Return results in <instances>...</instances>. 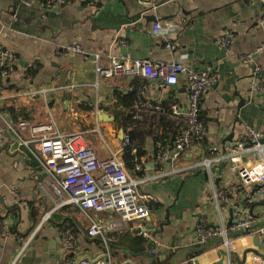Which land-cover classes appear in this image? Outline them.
<instances>
[{"label": "crops", "instance_id": "obj_1", "mask_svg": "<svg viewBox=\"0 0 264 264\" xmlns=\"http://www.w3.org/2000/svg\"><path fill=\"white\" fill-rule=\"evenodd\" d=\"M45 1L0 0V43L18 60L17 72L2 83L0 97V229L8 230L7 237L0 231V264H67L69 258L80 261L105 255L107 249L100 239L89 236L90 223L76 206L57 209L43 222L44 215L55 208L54 193L45 185L48 177L33 154L36 145H20L10 127L20 132V122L54 123L62 132H88L89 145L104 159L108 156L105 143L115 148L113 144L118 142L121 148L128 135L117 124L116 115L128 112L117 96L132 93L134 88H139L138 100L130 109L137 121L157 111L156 124L161 122L160 116L169 115L177 129L170 130L175 131L173 135L162 136L170 128L166 119L147 140L146 154L136 164L143 175L159 178L142 184L139 192L157 201L146 204L151 214L144 224L133 222L108 235V252L112 264H170L181 249L198 247L194 232L201 221L213 225L221 217L229 222L233 208L245 202L234 166L214 165L209 174L196 165L212 158L213 147L222 149L248 127L264 134V97L253 90L255 80L264 81V51L260 50L264 8L259 0H180L149 11L136 0H93V4L71 3L48 10ZM154 19L163 29L175 30L171 35L174 49L167 47L166 37L154 36ZM223 38L229 39L227 47L221 44ZM74 46L81 47L82 53H73L70 48ZM243 55L253 61H241ZM96 56L103 67L109 66L111 57L127 56L152 62L180 61L189 69L215 72L218 83L201 101L205 142L194 145L178 162L159 167V142L174 137L185 126L173 107L187 111L186 78L163 89L157 81L143 77L97 79ZM32 67L37 69L34 78L26 75ZM43 90H51V94L44 96ZM20 133L30 138L29 131ZM253 208L249 212L260 210ZM142 226L155 227L148 233L157 245L147 247L150 240L137 232ZM65 232L72 233L68 250L61 240ZM154 232L158 234L153 236ZM144 251L149 255H142ZM57 254L59 261L55 260Z\"/></svg>", "mask_w": 264, "mask_h": 264}, {"label": "built area", "instance_id": "obj_2", "mask_svg": "<svg viewBox=\"0 0 264 264\" xmlns=\"http://www.w3.org/2000/svg\"><path fill=\"white\" fill-rule=\"evenodd\" d=\"M136 1L143 8L156 10L161 6L180 0ZM71 3L93 4V0H48L46 4L47 9L51 10L57 5L64 6ZM259 3L264 8V0H259ZM174 31L173 29H163L158 21L153 24L154 36L166 37L167 47L170 49L175 48L174 44H171L175 40L171 36ZM221 44L223 47H227L229 39L223 38ZM70 50L73 53H82L79 46L71 47ZM260 50L264 51V41ZM240 59L247 63L253 61L251 56L243 55ZM94 63L97 79H110L116 76L129 79L143 77L157 81L159 88L163 89L175 87L181 77L186 78L187 111L179 112L176 107H173L174 114L184 119L185 126L174 137L159 142L156 155V163L159 167L168 162H178L183 155L188 154L194 145H201L205 142L206 128L200 116L201 101L205 94L218 83V76L215 72L206 69H189L180 61L152 62L150 60H133L127 56L111 57L109 66L105 67L100 64V58L96 56ZM17 68L18 60L15 55L0 43V97L2 83L11 79L17 72ZM71 88L74 86L72 85ZM253 90L259 96L264 97V81L255 80ZM40 92L44 96L51 94V90ZM134 108L139 109L138 106ZM10 128L20 145L26 148H29L31 144L36 145L37 152H33V154L41 163L48 177L44 182L45 185L50 186L54 193V197L51 198L55 203V208L44 215L43 222L47 221L55 210L74 205L90 223L89 236L100 239L107 249L105 255L100 258L80 261H73L69 258L67 264H112V258L108 252V235L120 231L124 227H129V224L133 222L144 224L151 214L146 204L157 201L151 195H141L139 187L147 181L159 177L149 178L143 175L142 167L139 164L127 163L123 159V151L130 144V137L128 135L124 137L119 149L104 142L108 156L103 159L89 145L86 138L88 132H62L54 123L30 125L28 122H20L19 131H29L30 133V138H24L16 129ZM95 132L101 135L99 130ZM263 141L264 134L262 132L248 127L244 135L237 140L225 143L222 149L213 147L210 150L212 158L204 159L196 165L205 168L209 174L212 173L214 165L229 163L234 166L237 171L239 189L245 202L233 208L232 218L229 222H224L221 217L213 225L201 221L194 232V243L201 247L218 237L224 239L223 243L212 246L210 250L182 264H218L221 259L223 260L222 264H264ZM133 153H136V150ZM135 174H139L140 177H136ZM162 176H166V174ZM252 206L259 208V212H249V209L253 208ZM218 212L220 213V211ZM101 214L108 216L102 219L99 218ZM113 215H116L117 218H114ZM139 230L140 236L157 245L156 240L149 235L145 227L142 226ZM240 230H245V233L227 238L228 234ZM0 231L4 237L8 236L6 228L2 227ZM35 236L36 232L29 237L25 248ZM255 238L260 241V247L254 245ZM61 240L65 250L72 247V233H63ZM248 249L258 252L259 255L254 252L246 253ZM221 251L225 252L224 257L221 255ZM155 253L156 251L153 249L151 254L155 255Z\"/></svg>", "mask_w": 264, "mask_h": 264}, {"label": "trees", "instance_id": "obj_3", "mask_svg": "<svg viewBox=\"0 0 264 264\" xmlns=\"http://www.w3.org/2000/svg\"><path fill=\"white\" fill-rule=\"evenodd\" d=\"M45 1V0H43ZM48 0L45 1L47 3ZM37 74V69L29 68L26 71V75L30 78H34ZM19 90V89H18ZM17 90V91H18ZM138 94H139V88H134L132 93H129L127 95L123 96H117V101L125 106V109L128 110V112H122L120 114L116 115L117 124L128 133L130 137V144L124 149L123 152V159L127 163H140L137 161V159H140V157L144 156L146 154V144L147 140L151 138L153 135H155V128L159 126V123H165L164 121L167 119L169 122L170 128L164 129L163 135H167L168 133L173 135L175 134V131H170L172 128L177 129V125L175 122L171 120L169 115L166 117L160 116V121L156 124V119L159 116V112L153 111L150 114H148L146 117H144V120L142 122H139L135 119V113H133L132 105L138 100ZM174 126V127H173ZM169 135V138L171 137ZM133 150H136L137 153L134 154ZM139 245L141 247L144 246V243L142 241L139 242Z\"/></svg>", "mask_w": 264, "mask_h": 264}, {"label": "water", "instance_id": "obj_4", "mask_svg": "<svg viewBox=\"0 0 264 264\" xmlns=\"http://www.w3.org/2000/svg\"><path fill=\"white\" fill-rule=\"evenodd\" d=\"M260 6L261 7H263L261 4H260ZM153 21H155V19L153 20ZM156 22V21H155ZM104 116H106V115H104ZM107 117V116H106ZM104 117H102V119H103ZM264 142V141H263ZM18 146V144H15V147H17ZM145 230H147V231H154L155 230V227L154 226H147L146 228H145ZM138 233L140 232V230L139 231H137ZM245 233V230H240V231H236V232H234V233H230V234H228L227 235V238H232V237H235V236H238V235H242V234H244ZM156 234H158V232H154V235L153 236H156ZM223 238L222 237H218V238H216V239H212L210 242H208L207 244H205V245H203L202 247H186V248H183V249H181L179 252H177L173 257H172V259H171V261H170V264H176V262L177 261H184V260H187L189 257H191L192 255H197V254H200V253H202V252H204V251H206L207 249H209L210 247H212V246H215V245H220V244H222L223 243ZM253 243H254V245L255 246H257V247H260V241L257 239V238H255L254 240H253ZM151 245V241H149L148 243H147V247H149ZM125 250H127V251H130L129 249H127V248H124ZM249 252H254L255 254H257V255H259V253L258 252H256V251H254V250H251V249H248L247 251H246V253H249ZM142 255H149L148 254V252L147 251H144L143 253H141ZM134 255V254H133ZM221 255L224 257V255H225V252L224 251H221ZM264 256V255H263ZM59 259V256H58V254H57V257L55 258V260H58ZM59 261V260H58ZM152 261L154 262L155 261V258H153L152 257ZM223 263V260L221 259L220 261H219V263L218 264H222Z\"/></svg>", "mask_w": 264, "mask_h": 264}, {"label": "rangeland", "instance_id": "obj_5", "mask_svg": "<svg viewBox=\"0 0 264 264\" xmlns=\"http://www.w3.org/2000/svg\"><path fill=\"white\" fill-rule=\"evenodd\" d=\"M103 135H105V132L103 133ZM113 146H114L116 149H118V148H119V146H118V142L114 143Z\"/></svg>", "mask_w": 264, "mask_h": 264}]
</instances>
